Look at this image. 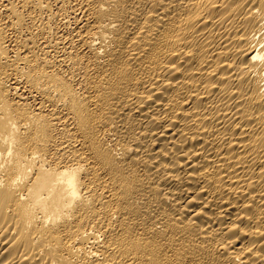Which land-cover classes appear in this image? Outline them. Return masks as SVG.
Masks as SVG:
<instances>
[{"label": "bare ground", "instance_id": "6f19581e", "mask_svg": "<svg viewBox=\"0 0 264 264\" xmlns=\"http://www.w3.org/2000/svg\"><path fill=\"white\" fill-rule=\"evenodd\" d=\"M0 264H264V0H0Z\"/></svg>", "mask_w": 264, "mask_h": 264}]
</instances>
